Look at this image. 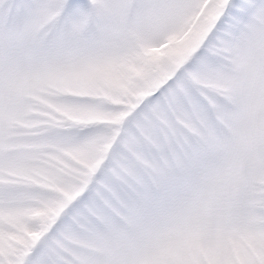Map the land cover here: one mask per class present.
<instances>
[{"label": "snow or ice", "instance_id": "snow-or-ice-1", "mask_svg": "<svg viewBox=\"0 0 264 264\" xmlns=\"http://www.w3.org/2000/svg\"><path fill=\"white\" fill-rule=\"evenodd\" d=\"M0 264H264V0H0Z\"/></svg>", "mask_w": 264, "mask_h": 264}]
</instances>
